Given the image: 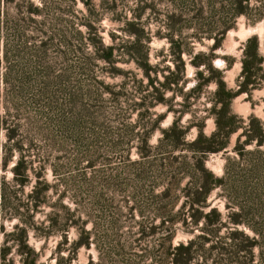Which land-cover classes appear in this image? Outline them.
I'll return each instance as SVG.
<instances>
[{"label":"rangeland","instance_id":"374dc122","mask_svg":"<svg viewBox=\"0 0 264 264\" xmlns=\"http://www.w3.org/2000/svg\"><path fill=\"white\" fill-rule=\"evenodd\" d=\"M44 1L50 9H44L42 0H11L7 3L0 0V12H7L9 16L19 12L26 16L28 2L38 8L43 5L42 12H73L71 21L84 35L83 41L87 32L81 22L86 17L93 28L92 40L116 49L110 57L112 63H106L95 58L93 47L84 41L80 50H77L79 44L74 43L73 52L62 59L55 41L53 45L47 43L46 48L41 47L40 41H44L45 35L39 31L35 34L34 23L30 22L25 32L27 36H34V41L30 45V54L24 50L22 55L27 56L32 66L31 87L19 93L10 87L4 89L0 82V117H6L11 125H17V136L24 141L23 152L31 160L28 183L15 189L16 200L24 205L20 211L25 212L32 225L41 230L40 233L34 229L26 230V244L36 256V264H58L65 259H70L68 264H137L142 251L156 249L155 241L164 237L165 232L159 229L153 235L144 236L150 227H158L162 217L176 220L172 227L173 244L186 242L200 234V225L197 228L190 226V217H187L186 209H182L186 199L182 189L190 181L187 165L192 167L197 161L184 146L171 153L165 151V131L177 120L179 130L185 132V143L192 142L200 131L204 136L210 135L216 127L211 109L217 80L220 78L224 82L226 90H236L242 79L241 58L248 37H257L258 53L264 56V18L256 22H249L244 16L230 19L229 10L223 7L228 5V0H88V6L81 0ZM249 3L258 5L260 1L249 0ZM169 14L180 16L178 23L181 24L176 26L182 32L181 36L186 37L191 51L190 55L182 53L181 56L184 61L183 82L165 90L163 102H153L151 106L146 103L135 108L133 104L139 103L140 96L149 95L154 89L147 86L148 80L142 69L122 50L123 46L134 43V38L124 29L129 26L140 30L141 36L146 38L148 64L153 71L152 88L159 91L164 76L175 69L166 37ZM202 19L206 20L201 25ZM209 21L213 24H207ZM38 28L44 30L40 26ZM209 28L216 34L215 39L202 37L200 41L195 40V36H202L199 31ZM224 28L219 45L213 49L212 45ZM13 44L9 37L8 56L13 54ZM117 48L121 49L118 51ZM40 52L44 56L43 67H39L34 57ZM196 53L203 54L201 59L211 65L213 73L203 65H192L190 60ZM81 55L86 58L87 70H84ZM214 61H220L221 65L217 67ZM237 64L240 65L239 71H235ZM261 65L264 69V61ZM62 70H70L68 89L76 88L73 105L56 104L60 92L48 96L54 103L40 93L44 80L42 74L48 72L54 84L53 90H58V83H53V80ZM189 70L192 71L191 76L188 75ZM200 72L201 78L197 74ZM262 75L258 73L257 88L249 94L243 92L233 97L229 106L241 120L248 121L252 115L264 125ZM203 80L208 81L204 83ZM199 82L205 85L191 92ZM210 82L216 84L215 89L208 87ZM139 85L146 86L142 88L141 95L136 93ZM5 91L9 92L7 96ZM81 98L86 106L82 105ZM149 99L152 98L149 96ZM145 110L149 116L143 114ZM1 130L3 138L0 144H3L4 129ZM146 132H149V151L146 157H142L138 153L145 147L139 138ZM240 132L238 129L229 134L226 148L208 154L204 160V166L214 176H222L224 167L232 166L239 159L232 148ZM243 138L241 136L239 143ZM253 148L251 144L244 146L246 151ZM259 150L264 151V146ZM14 157L16 154L4 167L0 165V182L11 184L10 168ZM35 174L39 177L36 178ZM34 185H37V190L45 188L44 193L38 195L43 202L27 211ZM207 202L210 206L204 211L215 208L225 221L229 212L236 211L229 201L228 207L231 208H227V199L221 188H214ZM52 217L56 219L58 228L56 225L53 229L50 227L52 223L49 224L48 219ZM182 218H185L184 222H181ZM18 223L16 216L9 213L0 215V249L8 248L6 261H0V264H22L15 245L10 241L4 244L6 235ZM226 228L223 227L219 235L226 236L229 231ZM239 229L251 234L246 227L239 226ZM51 230L54 232L45 233ZM61 230L63 232L59 233ZM83 232L88 234L89 246L73 249L71 243L84 237ZM254 254H257L255 249ZM149 260L138 263L148 264Z\"/></svg>","mask_w":264,"mask_h":264},{"label":"trees","instance_id":"16d2710c","mask_svg":"<svg viewBox=\"0 0 264 264\" xmlns=\"http://www.w3.org/2000/svg\"><path fill=\"white\" fill-rule=\"evenodd\" d=\"M9 1L11 0H4L6 3ZM42 1L44 2V9H50L45 4V1ZM69 1L73 2L74 0ZM81 1L88 6V0ZM259 1L258 5H250L249 0H228V5H224L223 7L229 10L230 19L244 16L249 22H256L264 18V0ZM49 5L51 6V4ZM28 6L29 12L26 13V16L20 15L19 12H16L13 16H9L7 12H0V47L2 50L0 67H3L2 73L0 72V82L3 84L4 89L7 90V87H10L12 91L15 90L23 93L27 90V87L28 89L31 87L30 81L32 80L30 76L33 73L32 66L30 60L28 62L27 56L23 57L22 55L24 50H27V54H30V45L34 41L32 40L34 36H27L25 32L30 22L34 23L33 30L35 34H38L39 31L45 35L44 41H40L41 47L46 48L47 43L53 45L55 41V45L58 46V55L62 59L70 56V53L73 52L74 43L79 44L77 50H80V45L86 41V43L93 47V56L95 58L101 59L106 63H112L110 57L116 48H111V46L104 47L100 42L92 40L91 31L93 28L87 22L86 17H83V21L81 22L87 32V37H84L83 41L82 36L84 35L75 29L71 21L70 16L73 15V12H42L41 8H43V5L41 8H38L34 7L30 2H28ZM37 17L39 20H34ZM179 19L180 16L177 18L175 14L167 15L166 27L168 32L166 33V37L170 44V52L175 69L164 76V81L160 84L159 91L157 88H152L153 81L151 75L153 71L148 64L146 38L141 36L142 31L140 30L131 29L129 26L124 29L125 33L134 38V43L123 46L122 50L142 69L143 74L148 80L147 86L152 90L154 89L149 95H141L142 91H144L142 88L146 86H137L136 93L141 96L139 103L133 104L135 108L143 107L146 103L151 106L153 102H163L162 93L165 90L173 89L171 88L172 86H177L183 82L184 61L181 56L182 53L190 55L191 51L188 47V42H186V37L181 36L182 32L176 26L181 24L178 23ZM221 19L223 20L222 16ZM202 20L203 22H200L201 25L204 24L206 19ZM207 24L212 25L213 22L209 21ZM39 26L44 30H40ZM225 30L224 28L219 32L220 38L215 40L212 45L213 49L219 45ZM204 31H199L198 33L202 34V36H195V40L200 41L202 37L215 39L216 34L213 30L209 28ZM9 37L14 42L12 56L7 55ZM258 44V39L254 35L248 37L245 41L241 58L240 74L242 79L239 81L235 91L226 90L224 82L218 78L217 88L212 95L213 108L211 109V115L214 116L216 127L209 136H204L200 131L192 142L185 143L183 141L185 132L179 130L177 120L165 131V151L171 153L184 146L192 154V159L194 158L197 161L192 167L187 165L189 167L188 175L190 181L184 186L185 189H182L186 198L182 209H186V215L190 217V226L197 228L200 225V234L193 236L186 242L179 241L173 244L172 227L176 220L162 217L158 227H150V234L148 233L144 236L153 235L156 229H159L165 232L164 237L158 238L155 241L156 249L144 253L143 251L145 250H143L142 254L138 256L137 264H141L138 261L144 262L147 258L150 259L148 264H264V151L259 150L261 146H264V125L254 119L252 115H249L248 121L241 120L230 110L229 106V102L233 97L243 92L249 94L253 89L258 87V73L263 74L261 81L264 80V69L261 65L264 61V56L258 53ZM119 49L121 48H117L118 51ZM133 51H135V54ZM202 55L200 53L194 54L190 62L195 67L203 65L208 69H206L207 71L213 73L211 65L204 63L201 59ZM42 56L41 52L34 55L39 67L44 66L42 64ZM81 58L82 63L85 65L84 70H87L86 58L82 55ZM69 73L70 70H62L60 74L54 77L53 83H58L57 86L55 85L58 87V90H53L54 84H52V79L48 72H44L42 74L44 80H42L40 87L41 95L49 101V95L54 92H60L61 95L57 96L56 104L67 103L73 105V101L76 99V88L68 89L70 87ZM197 74L201 78V72ZM210 79H213V76H210ZM205 81L208 80H203L204 83ZM204 83L199 82L197 86L191 88V92L200 90L202 85H205ZM8 94L9 92L5 91L4 95L7 96ZM149 96L152 99H149ZM147 99H149L148 102ZM83 101V98H81L82 105H85ZM49 102L54 103V100ZM143 114L150 115L147 110ZM151 128L152 125L147 129L150 131ZM1 129H4L5 136V142L0 144L1 167H4L8 163L12 155L16 154V158L10 168L12 173L11 184L5 181L0 182V215L9 213V215L16 216L19 220L14 230L6 235L4 244L10 241L11 244L15 245L22 264H36V256L33 250L26 244V230L34 229L35 232L37 231L36 233H40L41 230L32 225L30 218L25 212L20 211L24 205L19 204L18 200H16L17 190L15 189L28 183L29 170H32L31 160L23 152L22 144L24 141L17 136V125H11L6 117H0ZM238 129H241V132L237 136L236 143L232 149L239 159L235 160L232 166L224 167V174L216 177L204 166L203 162L208 154L216 153L226 148L229 134ZM148 133L141 134L139 138L145 147L143 150H139L140 152L138 153L142 157L143 155L146 157V153L149 151L147 144ZM122 136H124V133ZM125 136L127 137V135ZM241 136L244 138L239 143ZM248 144L253 145L254 148L246 151L244 150V146ZM35 177L38 178L39 174H35ZM36 183L40 185L39 182ZM36 186L34 185V190L29 195L31 205L28 206L27 211L35 209L43 202L42 198H38V195L40 193L43 194L45 188L37 190L35 189ZM214 188H221L224 197L227 199V208H231V206L228 207L229 201L233 205L232 208L236 210L233 213L229 212L230 214H227V221L215 208H209L206 212L204 211V209L210 206L207 199ZM159 213L161 214V212ZM184 221L185 218H182L181 222ZM48 223H52L50 226L52 229L53 226H57L54 217L49 218ZM226 226V229H229V231L226 233V236L222 237L219 235V232ZM239 226L246 227L251 234H246L239 229ZM52 232L54 230L45 233ZM62 232L63 230L59 231V233ZM83 235L84 237H80L71 243L73 249H77L80 246H89L88 234L83 232ZM141 235L143 238V229ZM254 249L257 251V254H254ZM59 251L57 250V252ZM7 252L8 248L6 247L0 249V261L2 263L6 261ZM69 260H61L58 264H68ZM87 264L95 263L88 262Z\"/></svg>","mask_w":264,"mask_h":264},{"label":"clouds","instance_id":"9594fccd","mask_svg":"<svg viewBox=\"0 0 264 264\" xmlns=\"http://www.w3.org/2000/svg\"><path fill=\"white\" fill-rule=\"evenodd\" d=\"M241 19H242V17H241ZM241 38L243 39V37H241ZM208 43H211V41H208ZM214 64H215L217 67H219V66L221 65V62H220V61H214ZM239 70H240V65L237 64L236 67H235V71H239ZM188 75H189V76L192 75V71H191V70H189ZM230 75H231V74H230ZM208 87H210V88H212V89H215V88H216V84H215L214 82H210L209 85H208ZM177 99H180V98L177 97ZM160 110L163 111V109H160ZM209 123H211V121H209ZM193 131H195V129H193ZM2 138H3V132H2V130H0V139H2ZM194 138H195V137H193V139H194ZM13 159H15V157H14ZM28 243L31 244L32 241L29 240Z\"/></svg>","mask_w":264,"mask_h":264}]
</instances>
